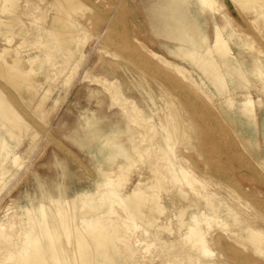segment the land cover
<instances>
[{"label":"rangeland","instance_id":"1","mask_svg":"<svg viewBox=\"0 0 264 264\" xmlns=\"http://www.w3.org/2000/svg\"><path fill=\"white\" fill-rule=\"evenodd\" d=\"M25 1L18 0L19 4H23ZM29 1L35 2L26 9L27 14H23L24 22L16 23L15 21L14 35L4 29L5 22L2 20L13 19L17 14L13 12L15 8L12 9V6H8L6 9L3 0H0V52L3 50L0 58L5 56L4 60L7 61H11L13 58L20 59L18 67L22 66L21 68L34 78L32 80L39 87H37L36 93L31 95L30 93L33 92H30L26 87L18 88L12 85L15 78L9 82V79L6 81L0 75V89L7 97L9 96L11 104L13 103L12 105L30 126L25 132L22 131L23 133L14 132L15 135L9 133V125L3 124L0 119V141L4 140L7 143L5 150L0 152V160L4 159L2 164L0 161L2 165L0 167V230L9 232L10 230L7 229H10L11 224L16 229L22 227L29 229L32 222L35 223L37 229H41L43 226L52 227L51 214L59 209L62 217L66 218L73 204L76 209H72L70 214L74 213L75 215L76 228L82 224L83 217L91 218L95 214L103 216L109 202L105 203L101 194L97 193L99 184L107 177L102 169L116 170L119 158L126 159L125 157H127L129 158L126 160L127 164L130 163L127 171L122 169L120 172H111V179L115 180L113 182L115 184L117 173L125 175L120 181V186H113L119 193L122 195L131 193L138 179L144 180V189H147L146 185H153L155 180L151 175L152 168L146 163L147 161L145 162V151L140 152L136 148L137 144L146 147L151 142H147L146 138L143 140L141 134H138V130H143L147 135L153 136L154 144L152 146L154 148L151 146V151H156L157 142L166 131L167 119L165 117L169 104H167V97L163 94L164 85L160 84L163 80H159V77L147 72L144 65L138 66L131 56L132 51L138 50L144 61L156 66L154 70L161 68L149 56L147 50L142 49L133 40L135 35L148 49L185 67L190 76L200 84L203 83L202 85L210 96V100L208 99L207 102L212 114L207 113V107L204 108L206 104L202 105L198 101L192 103L196 107V111L200 115H204L203 118L208 123L213 122L214 119L219 122L212 126L214 130L223 127L221 129L223 132L220 130L221 135L225 136L230 146H228L229 149L228 147L218 149L213 154L216 164L219 165V173L217 177L210 180L209 191L216 195V200H224L235 205L237 191L231 192L229 183L224 182L230 172L238 183V188L243 189L247 194H252L253 196L250 197L252 201L264 206V122L262 121L260 127L257 115H249L240 109L247 96H251L256 103L257 113L264 109V75L256 71L254 59V57L264 58V20L261 15H257V9L250 10L251 6L249 5L242 7L238 4V0H216V4L204 5V8L197 0L189 1L192 14L199 19L209 37L208 46L214 44L217 26H220L224 29L223 36L229 44L231 54L233 53L240 61L248 65L247 69L237 68L238 70L230 75V69L228 70L227 67L221 66L220 62L216 61L220 73L229 86L228 91L219 93L217 86L207 80L200 71L195 59L194 62L192 58L177 53L175 46L179 42H173L165 36L153 32L147 10L155 0H79L86 7L79 16L85 15L83 20L89 17L85 20L83 27L68 25L65 27L64 23L54 26L52 24L54 10L46 7L52 0ZM120 17L121 19H119ZM228 18L231 20L229 21ZM19 28H22L21 35L16 31ZM54 29L62 32L58 36L59 38L49 33ZM50 35L55 39H51ZM252 40L256 48L250 49L245 43ZM111 43L112 45H109ZM258 50L261 55L256 53ZM217 53L220 54L219 51ZM110 65H114L116 70L111 71ZM31 69L32 71H30ZM189 91L190 94L195 93L191 89L188 90V93ZM170 93L172 96L175 94L183 101V109H189L188 102L183 98V92L175 88L174 91L170 90ZM228 101L231 105L226 103ZM196 118L198 117L196 116ZM238 118H243L255 130L247 131L239 123ZM97 120L99 121L98 125L87 123L88 121L97 122ZM118 122L122 125H118ZM98 126L106 134L124 131L118 138V143H109L103 153L101 152V140L98 138L90 140V137L92 139V135H90L92 130ZM203 126H207V124ZM131 134L135 135V142L130 138ZM33 136L35 138H32ZM173 142L174 138L171 143H168L169 147L167 144L165 147L172 159L181 152L196 161H202L203 156H200L196 147L195 149H182L177 146L178 143L176 145ZM171 146L174 147L170 148ZM109 150L112 152L120 150L125 156L108 159L106 163V154ZM5 151H10V153L7 155ZM235 155L243 157L254 167L243 170L238 168V170ZM14 157L19 163L13 162ZM100 163L104 164L103 168ZM216 164L211 162L214 169H217ZM4 170L5 174L2 173ZM220 180L223 181L220 182ZM171 184L173 182L166 181V187L163 189H147L150 192H158L159 202L165 208L163 213H158L159 211L152 208L155 205L152 201H142L139 203V207L135 204L142 198L137 199L139 197L132 196L128 197V200L125 197L126 200H124L125 204L131 206L133 211L136 210V206L141 212L137 216L136 222L138 223L136 230L134 229L133 240L135 245L141 248V256H143L141 261L145 264H169L171 261H175L176 254H180L181 240H179L180 233L177 230L179 224L177 212L182 204L174 203V198H177V195L174 193V187L169 191ZM92 196L93 206L96 209L86 208V211V209L80 208L83 199ZM135 199L136 201H134ZM121 206L122 204L114 203L117 211L125 216ZM41 209L46 215L44 220ZM191 209L194 210L195 207L191 206L187 211L190 212ZM225 212L223 208L221 215L230 225L233 218L226 215ZM27 217L32 222L27 220ZM109 222L107 221L106 224ZM154 222L157 224H153ZM215 222L211 225V232L222 227ZM181 230H184V227ZM51 233L57 240L58 255L61 258L67 256L66 249L68 247L70 250V242L74 240L72 238L74 234H71L70 237L68 232L63 230H55V232L51 230ZM48 237L45 236V241L50 239ZM16 238L14 239L17 240ZM18 239L21 240L19 236ZM116 240L115 237L110 236L108 243L98 248L103 258L108 260L105 264H137L129 259L125 249ZM148 245L150 249H145ZM238 251L244 252L245 255L250 254L240 246H238ZM219 252L223 253L225 258L218 257L221 254ZM235 254L233 250L224 251L221 248H214L211 256L205 257V260L209 262L210 259L216 257L220 261H216L215 264H238ZM180 255L183 260L182 264H196L197 262L192 260L196 256L192 252ZM4 258V254L0 250V264H4ZM251 258L255 259L258 264H264L263 260L256 257ZM70 263L74 264L65 258V264ZM7 264H11V261H8Z\"/></svg>","mask_w":264,"mask_h":264},{"label":"bare ground","instance_id":"2","mask_svg":"<svg viewBox=\"0 0 264 264\" xmlns=\"http://www.w3.org/2000/svg\"><path fill=\"white\" fill-rule=\"evenodd\" d=\"M189 1L191 2L192 0H155L152 3V5L150 4L147 11L149 13L148 15L150 20V25H152L153 27V32L155 34L165 36L167 39L172 40L173 42L174 41L179 42L175 46L177 49V53L179 52V54L185 57L192 58V61H194L195 59L196 64L200 68V71L204 74L207 80L211 81L213 84L217 86V91L219 93L228 91L229 86L224 76L220 73V69L219 66L216 64V61L220 62L221 66L227 67L228 70L230 69L229 72L230 75H232L234 71H237L238 70L237 68L247 69L248 65L247 63L240 61L233 53L231 54L230 52L231 49H229L228 47L229 44L223 36L224 29L221 28L220 26H217V32H216L214 44L208 46L209 37L206 31L203 29L201 22H199V19L192 14L191 5ZM197 1L202 8H204V5L212 6L217 3L216 0H197ZM3 2L4 5H6V9L8 6H12V9L15 8L13 12L17 13L15 17L10 21L2 20L3 22H5L4 29L12 33L14 31L15 33V30L13 29L15 25V21L16 23L24 22L22 18L23 14H27L26 9H28V7L34 4L35 1L26 0L23 4H19L18 0H3ZM238 4L242 7L244 6L247 7L249 5L251 6L250 10L257 9L256 11L257 15L258 14L261 15L263 17L262 19L264 20V0H238ZM46 7L47 8L50 7L54 10V16L52 18V24L54 26H56L57 24L61 25L64 23L66 24L65 27H67V25L71 27H79V26L83 27L85 20L89 18L87 17L83 20L85 15L83 17L79 16L80 12H82L83 9L86 8L83 5V3L79 0H52V2L48 3ZM119 19H121V17ZM228 20L230 21L231 18H228ZM259 22L261 23V20ZM21 30L22 28L16 30L17 34L19 32L21 35L22 32ZM49 33L55 35L56 37L62 34L61 31L55 29ZM52 35H50L51 39H55ZM11 37L14 36L11 35ZM12 39L10 38L9 40ZM133 40L137 42L142 49H146L149 56L159 64V67H161L159 70L156 69L157 71L154 70V67L156 66L153 65L152 63H148L147 61H144V59L142 58L143 57L142 54L138 50L132 51L131 56H133V60L138 66L144 65L147 72L149 71L152 73L153 76L159 77L160 78L159 80H163L160 82V84L164 85L163 94L167 97V104H169L168 105L169 109L165 117L167 119V120L165 119L167 121L166 131L161 135L160 139L158 140L157 142L158 147L156 151L154 152L151 151V146L152 144H154L153 136H151L150 134H149L150 136L147 135V133L143 132V130L142 131L138 130V134L140 133L143 140H145L146 138V141L151 142V144L147 145L146 147L139 146L137 144L136 148L140 152L145 151V155H146L145 162L147 161L146 163L149 164L150 168H152L151 175L153 176L155 181L153 185H146L147 189L150 190L151 189L154 190L155 188L163 189L166 187L165 185L166 181L173 182V184H171L170 186V189L169 188L168 189L170 191L172 187H174V193H176L177 195V198L176 197L174 198V203L182 204L179 206L177 212V217H178L177 219L179 220L178 222L179 224L176 222L178 224L177 226L178 233H180L179 240H181L180 254L192 252L193 254H196V256L192 259L197 261L196 264H215L216 261L218 260L220 261L219 258L217 259L216 257L212 258L208 262L205 260V257H210L212 254V250L214 248H221V250L224 251L233 250V252L236 253L235 260L238 262V264H258V262L251 257H256L257 259L263 260L264 262V206L260 205L259 203L257 204V202H253L252 199L250 198L253 196L252 194H247L243 189L238 188L237 186L238 183L235 181L234 177L232 176V174H230V172L229 175H227V178L225 179L223 178V179L224 182H226V184L228 182L229 185L231 186L230 187L231 192L237 191L236 193L237 202L235 205H232L229 202L227 203L224 200H219V201L216 200V195L209 191L210 180L214 177H217L219 173L218 171L219 165L218 163L216 164L215 155L213 154H215L216 150L218 149L220 150L222 148L225 149L228 146H230V144L229 141L226 140L225 136L221 135V133L223 132L221 129L223 127L221 129L217 127L218 129L214 130V127L212 125L217 124L219 122H217V120L214 119L213 122L208 123L203 118L204 115H200L196 111V107L192 103L198 101L202 105L206 104L204 108L207 107L206 108L207 113L212 114V110L208 108V102H207L208 99L210 100V96L207 94V90H205L204 86L202 85L203 83L200 84L192 76H190L189 71L185 67L177 63H174V61H171L166 57L161 56L156 52L148 49L144 44H142L141 41H139L137 35L133 37ZM245 44H247L250 49L256 48V45L253 42V40ZM109 45H112V43ZM17 46L19 47V45ZM218 51L221 54L220 57H219L220 54L218 55L217 53ZM2 52L3 50L0 52L1 53L0 56H2ZM206 52L207 54H205ZM256 53H259V50ZM173 54H174V49H173ZM4 57L0 58V75L3 76L2 78L3 79L5 78L6 81L7 79H9V82L12 81V78H15V80L13 79L14 84L12 83V85H15L18 88L26 87L30 92H33L30 93L31 95L36 93V89L38 86H36L34 80H32L34 78H32L31 75H29L25 71V69L21 68L22 66L18 67V64L20 66L19 63L20 59L13 58L11 59V61H7L4 60L5 59ZM216 57L217 59H215ZM254 59L256 63L255 65L256 71L264 75V58L254 57ZM31 68L34 70L33 67ZM73 68L75 69V67ZM32 69L30 71H32ZM110 70L115 71L116 67L114 65L113 66L110 65ZM178 77L179 78L181 77L183 79H179ZM175 88L183 92V98L189 104L188 110L183 109L182 107L183 101L177 98L175 94L174 96H172V94L170 93V90L174 91ZM190 89L193 90L195 93L190 94V91L188 93V90ZM8 97L0 89V117H1L0 119L2 120L3 124L7 126L9 125L8 127L9 133L11 134H15L14 132H19V134L20 132L23 133L22 131L25 132L27 129H29L30 126L28 125V123L24 121L21 114L17 111V109H15L14 105H12L13 103L11 104L10 99ZM226 103H228V105H231L229 104V101ZM240 107L241 110H243L245 113L249 115H253V116L257 115L260 127L262 126V121L264 122V109H262L259 113H257L256 112L257 105L251 96H247L245 100H243V103ZM196 116L198 118H196ZM238 121L241 125L245 127L247 131L250 132L251 130H255L254 127L248 124L243 118H238ZM87 123L89 125L92 123L98 125L99 121L98 120L97 122L88 121ZM119 124L120 123L118 122V125ZM205 124H207V126H203ZM144 128H146L145 125ZM122 132L124 131L120 130L118 132L106 134L103 133L102 130L100 129V126H98L97 128L92 130V134L90 133L89 134L92 135V139L90 137V140H93V138H98L101 140L102 142L101 152L103 153V151L108 147L109 143H114V144L118 143L117 140L121 136ZM32 138L35 137L33 136ZM130 138L132 139L133 142H135L134 141L135 135L131 134ZM173 138H174L173 143H175L176 145L178 143L179 145L177 146H180V148L182 149L184 148L195 149L196 147L197 151L200 153V156H203V158L201 157L202 161L199 160L196 161L191 156H185L184 154H181L180 151H178L180 152V154H177L175 156L173 155L174 156L173 157L174 160H173L168 155V152H166L165 149L166 144L168 146V143H171L173 141ZM6 146H7L6 141L4 140L0 141V152L2 150H5ZM174 146H171L170 148H173ZM152 148L154 147L152 146ZM233 151L235 150L233 149ZM233 151L231 150V153ZM5 152H6L5 154L7 155L10 153V151H5ZM122 155L125 156V154L120 150H117L116 152H112L109 150V152L106 154L105 161L107 163L108 159L119 158ZM2 157L4 158L3 154ZM236 157L237 159L236 158L235 159L237 160V169L239 168L240 170L241 169L243 170L244 168L251 169V167H254L249 162H247V160H245L243 157L242 158L240 156L239 157L236 156ZM125 158L126 159L119 158L116 170L111 168L110 171L106 169H102V172L107 177L99 184L97 193L101 194L100 196H102V199L105 203L109 202V206L106 209L105 214L103 216L100 214H95L91 218L83 217L81 222L82 224L80 225L81 229L80 227L76 228L75 226H77V224L74 221L76 220L75 215L74 213L70 214V212L73 211L72 209H76L75 204H73L71 209H69L70 212L69 214H67L66 218L62 217V213L59 209L55 210L51 214V220L53 221V226H52L53 228L51 226H45V227L43 226V228L37 229L35 223L32 222L28 217L27 220H30L32 222L29 229H25L24 227L22 228L19 227L20 229H16V227L13 224H11V226L9 227L10 229H7L10 230L9 232L0 230V250H2L5 257L4 264H7L8 261H11V264H65V258L68 259L69 262L71 261L74 262V264H105L108 262V260L106 258H103V255L100 254L98 248L108 243L110 236H113L117 239L116 241L119 243L121 247H123V249H125L129 259L133 260V262H137V264H145L144 262L141 261V258L143 257L141 256V248L136 246L133 240V238L135 237L134 229L137 228V223H138L136 222V220L138 219L137 216L140 215L141 212L138 211L136 206H135L136 210L133 211L131 209V206L125 204L124 200L126 199L128 200V197H132V196L136 198L139 197L137 199L142 198V200L136 202L135 205L137 206H139V203H141L142 201L144 202L152 201L155 204V205L151 204L153 205L152 208L159 211L158 213L165 212L164 211L165 208L159 202L160 196L158 195V192H154L153 190H152L153 192H150V190L143 188V186L145 185H143L144 180L142 179H138L135 188L132 190L131 193L127 195L124 194L122 195L113 187L115 185L120 186V181L123 179V177H125V175H123L122 173H117L116 175L117 179L115 184L113 183L115 180L111 179L112 177L111 172H115V173L120 172L122 169H126L127 171V168L130 167V163L127 164L126 161L129 160V158L127 157ZM0 161L2 164L4 159L3 161L2 159ZM17 161H18L17 158L14 157L13 162L17 164L19 163V161L18 162ZM199 162H201V165H199ZM211 162H214L216 164L217 169H214V167H212ZM100 165H102L103 168L104 164L100 163ZM0 167H2V165ZM5 170L2 173L5 174L6 173ZM222 181L220 180V182ZM125 197L127 198L125 199ZM92 198L93 196L86 197L85 199H83L80 208H83L84 210L86 208L96 209V207L93 206L94 201ZM134 201H136V199ZM115 202L122 204L121 207L125 212V216L123 214H120L117 211V209L114 207ZM191 206L195 207V209L194 210L191 209L192 212L191 210L190 212H188L187 209L189 207L191 208ZM223 208L226 211L225 212L226 215H229L230 217L233 218V222L230 225L227 221H225L224 217L221 215L223 212ZM99 210H101V208ZM247 211H249L248 214ZM41 212H42L41 215L43 216L42 219L43 220L46 219L45 212L42 209ZM107 221L110 222L106 224ZM215 221L217 222V224H219L220 227L221 226L222 227L220 229L215 228L216 230H213V232H211L210 230L211 225ZM155 223L156 222H154L153 224ZM183 227L185 231L181 230ZM13 228L15 229L13 230ZM51 230L52 231L54 230V232L55 230L66 231L68 232V236L74 234V237H72L74 238V240L70 242L71 244L70 250L68 247L66 249L67 256L65 257L62 256L61 258V256L58 255L57 240L55 238V235L53 236V234L51 233ZM14 236L17 237L16 238L17 240L14 239L15 238ZM18 236L21 238L20 241L18 239ZM45 236L47 237L49 236L50 239L48 237L49 240L45 241ZM120 236L122 237L120 238ZM237 245L240 246L241 249H244L246 252H249L250 254L245 255L244 252L242 253L241 251L239 252ZM149 247L150 246L148 245L145 247V249H150ZM180 254H176L175 261L174 262L171 261L169 264H182L183 260L181 259ZM218 257L225 258L223 253H221Z\"/></svg>","mask_w":264,"mask_h":264}]
</instances>
